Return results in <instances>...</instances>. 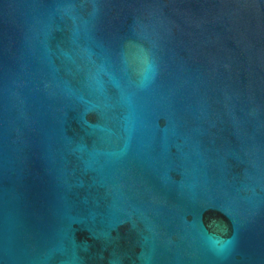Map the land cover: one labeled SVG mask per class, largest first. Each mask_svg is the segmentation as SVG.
I'll list each match as a JSON object with an SVG mask.
<instances>
[{
  "label": "water",
  "instance_id": "obj_1",
  "mask_svg": "<svg viewBox=\"0 0 264 264\" xmlns=\"http://www.w3.org/2000/svg\"><path fill=\"white\" fill-rule=\"evenodd\" d=\"M0 264H264V0H0Z\"/></svg>",
  "mask_w": 264,
  "mask_h": 264
}]
</instances>
